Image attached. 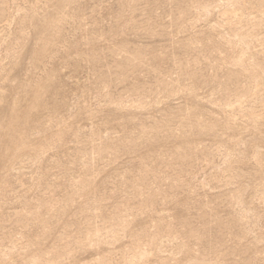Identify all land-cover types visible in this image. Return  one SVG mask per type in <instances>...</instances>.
<instances>
[{"label": "rangeland", "instance_id": "374dc122", "mask_svg": "<svg viewBox=\"0 0 264 264\" xmlns=\"http://www.w3.org/2000/svg\"><path fill=\"white\" fill-rule=\"evenodd\" d=\"M0 264H264V0H0Z\"/></svg>", "mask_w": 264, "mask_h": 264}]
</instances>
